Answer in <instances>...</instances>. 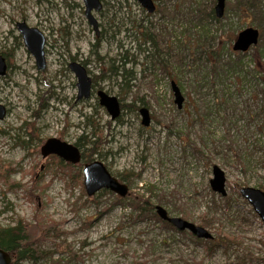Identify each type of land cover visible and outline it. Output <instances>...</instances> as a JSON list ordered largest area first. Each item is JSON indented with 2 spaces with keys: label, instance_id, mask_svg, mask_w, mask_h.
<instances>
[{
  "label": "rangeland",
  "instance_id": "374dc122",
  "mask_svg": "<svg viewBox=\"0 0 264 264\" xmlns=\"http://www.w3.org/2000/svg\"><path fill=\"white\" fill-rule=\"evenodd\" d=\"M235 1L226 0L220 24L202 35L193 30L183 3L176 11L170 7V18L162 20L158 13L148 17L135 0H105V11L96 15L103 25L96 46L84 0H0V55L9 57L7 75L0 77V104L7 110L0 121V226L24 221L34 238L42 235L41 223L45 228V259L23 264H264V224L239 194L244 186L264 192V83L254 69V49L240 70L227 66L235 57L236 36L248 27L264 32V19L227 6ZM258 3L264 13V0ZM140 21L171 34L165 69L138 38ZM18 22L46 37V70L37 69ZM260 44L264 57V38ZM208 54L209 61H218L215 71ZM71 58L99 77L97 89L126 105L116 121L95 96L77 101ZM172 82L185 99L182 109L174 102ZM142 107L150 111L149 127L141 124ZM87 117L103 132L95 157L113 176H124L133 197L208 230L210 252L190 233L182 235L142 207L129 206V194L121 198L125 205H117L120 196L109 190L89 197L79 184L84 164L61 173L56 159L42 158L48 139L95 140ZM214 166L225 173V196L211 189ZM224 235L235 241L221 242Z\"/></svg>",
  "mask_w": 264,
  "mask_h": 264
},
{
  "label": "water",
  "instance_id": "95a60500",
  "mask_svg": "<svg viewBox=\"0 0 264 264\" xmlns=\"http://www.w3.org/2000/svg\"><path fill=\"white\" fill-rule=\"evenodd\" d=\"M138 1L145 9L148 10V12H155L156 6L153 0ZM84 2L86 6L85 14L91 24L94 25L95 30L98 31L97 22L91 13L93 9L99 11L102 8V5L99 0H84ZM225 7L226 0H217L215 13L218 19H222L224 17ZM16 27L23 38L28 52L35 58L38 70L44 71L47 67L45 36L39 29L29 27L25 22H18ZM259 41V29L248 27L237 35L232 49L234 52L247 53L251 48L257 46ZM70 69L77 78L78 100H89L92 91L91 77L88 75L86 69L79 63H72L70 65ZM6 73V61L0 56V77L5 76ZM172 89L174 93V102L178 109H182L185 99L180 88L175 82H172ZM97 95L99 97L100 105L106 109L107 113L111 117V120L118 119L122 113L119 99L116 96L109 95L104 91H99ZM140 115L142 117V125L144 127H149L152 123V119L148 108H141ZM6 116V108L0 104V121L4 120ZM41 155L44 159L50 156H57L64 162L73 165L79 164L82 159V154L78 147L57 138H51L45 142L41 148ZM83 176L84 188L89 197L94 196L101 190H109L116 195H119L121 198H125L129 194L128 186L125 183H121L116 177H114L105 164L99 160L86 163L83 167ZM210 186L215 193L221 194L222 196L227 194L225 173L217 166L213 167V179L210 181ZM240 195L250 204L264 224V192L254 187H242L240 189ZM155 209L161 220L170 223L178 231H187L198 239H212V235L205 228L197 226L182 218L171 217L161 206H157ZM11 263L12 257L0 248V264Z\"/></svg>",
  "mask_w": 264,
  "mask_h": 264
},
{
  "label": "trees",
  "instance_id": "16d2710c",
  "mask_svg": "<svg viewBox=\"0 0 264 264\" xmlns=\"http://www.w3.org/2000/svg\"><path fill=\"white\" fill-rule=\"evenodd\" d=\"M158 2V11L162 18L161 19H169L170 15L168 13V10L170 7L173 6V10H177L178 7H180V4L183 3L185 6H187L188 12L186 15L191 18V21H193L194 29L197 33L200 34H207L208 27L212 23L220 24V19L217 18L215 14V5L216 0H213L209 5H204L202 2H198L197 0H157ZM235 4L228 3L227 6L231 7L234 10H237L243 15L251 14V13H260L263 16L264 19V13H262V8L260 7L258 0H236L234 2ZM152 28L146 27L142 21L138 23L136 26V34L138 35V38L141 40L142 45L146 46L147 44L150 45L153 54L149 55L151 58L157 62L158 66L162 69H165L170 61L171 58V34L167 31L156 33ZM235 36L230 38V42L233 41ZM264 38V32H261V40ZM100 41V40H98ZM259 42L258 46L252 48L254 49V69L255 71L260 75V79L264 83V57L263 53L261 52V49L263 45H261ZM192 45H195L192 43ZM143 53L148 52V48L144 47L142 50ZM209 53V52H208ZM219 52L215 51L212 52V55L215 57H218ZM2 55L6 58L7 61H9V57L6 55V53H2ZM233 55L235 56L232 58L228 63V70L230 72H235L236 70H240L242 68L243 62L242 58L246 54L242 53H235L233 52ZM125 58V57H124ZM127 58V57H126ZM125 58V59H126ZM148 59V57H147ZM208 61H209V54H208ZM210 62L211 69L216 70L218 68V61ZM216 67V69H214ZM119 68L115 67L113 64L110 67V71H115L117 74ZM124 71V66L122 67ZM125 72V71H124ZM99 79L98 76L94 77V82L97 83V80ZM121 108L122 111L126 108V105H124L121 102ZM139 110V109H138ZM87 123L92 127V133L91 137L95 140H92L87 135L81 136L75 145L82 151V162L80 164L90 163L94 160H98L96 155L99 154V150L101 148L102 138H103V132L99 131L98 126L94 125V122L90 121L87 117ZM96 127V128H95ZM30 135L35 136L34 133H30ZM99 141L98 143H96ZM22 145H26L27 142L21 143ZM57 160L58 169L61 173H65V171L71 172L73 169V166L78 165H72L70 163H66L61 159H58L56 157H53ZM77 176L80 178L81 174L80 172L77 173ZM74 178V176H73ZM119 181L124 183L126 182V179L124 176L118 177ZM79 184L83 187V182L79 180ZM131 195V193L129 194ZM131 202L129 203V206H131L134 209H139L140 207L143 208L146 212H149L153 219L159 220L164 226L167 228H170L172 230H175V228L165 222L162 221L156 214L155 206L151 204L150 199H145L144 197H131ZM117 205H125L126 201L117 198L116 199ZM186 218H189L187 215H185ZM204 226H207L208 224L202 222ZM39 231L42 233V235L37 236V238H34L35 234L33 233L32 229L29 228L28 224H26L24 221H18L15 225L12 226H6L2 227L0 226V247L5 250V252L9 253L12 256V263L11 264H23L27 261H40L42 259H45L46 254L41 251V242L43 239V235L45 234V228L44 226L40 225ZM187 232H180L182 235H186ZM188 234V233H187ZM193 237L194 242L197 245H203L207 252H210L213 248L214 242L212 241H205L202 239H198L196 237ZM219 240L227 241V242H233L235 239L232 236H226L224 235ZM220 242H217L215 245L218 246ZM218 244V245H217Z\"/></svg>",
  "mask_w": 264,
  "mask_h": 264
},
{
  "label": "flooded vegetation",
  "instance_id": "af4514ba",
  "mask_svg": "<svg viewBox=\"0 0 264 264\" xmlns=\"http://www.w3.org/2000/svg\"><path fill=\"white\" fill-rule=\"evenodd\" d=\"M100 1V3H101V5H102V8L99 10V11H97L96 9H93V11H92V16L94 17V19L96 20V22H97V26H98V31H96L95 30V28H94V25L93 24H91V22H90V20L87 18V16H86V14H85V12H84V14H85V17H86V20L88 21V24H89V26L92 28V30H93V32H94V34H95V38H96V43H97V45L96 46H98V45H100V43H101V40H102V38H103V33H101L102 32V27H103V25L102 24H100L99 23V21H98V19H97V17H96V15H99V14H103L102 12L103 11H105V9H106V2H105V0H99ZM139 5H140V7L146 12V14L148 15V17H150V16H152V15H154V14H156L157 13V11H158V2H157V0H153L154 1V3H155V6H156V10H155V12L154 13H150V12H148V10L147 9H145L141 4H140V2L138 1V0H135ZM216 2H217V0H216ZM84 6H85V2H84ZM85 11H86V6H85ZM159 14V13H158ZM216 14V13H215ZM147 17V18H148ZM163 20V19H162ZM139 23V22H138ZM138 23H137V25H138ZM21 35V34H20ZM22 37V36H21ZM46 38V37H45ZM23 39V38H22ZM98 40H100V41H98ZM46 42H47V39H46ZM47 44V43H46ZM45 48H46V46H45ZM46 53V52H45ZM1 57H3L4 59H5V61H6V64H7V72H8V68H9V63H8V61L6 60V58L1 54L0 55ZM47 62V61H46ZM74 62H76V63H79V64H81L85 69H86V71H87V73H88V75L91 77V79H92V91H91V97H90V99L89 100H91V99H93V97L95 96V98L98 100V103H99V97H98V92L99 91H103V90H101V89H97L98 87H97V83L96 82H94V77H92L91 76V74H90V72L88 71V69H87V67H86V64L85 63H81V62H78V60H76V58H71V61L69 62V64H68V69L71 71V69H70V65L72 64V63H74ZM37 67V66H36ZM47 68V67H46ZM38 69V68H37ZM46 70V69H45ZM72 72V71H71ZM73 73V72H72ZM74 74V73H73ZM6 75H7V73H6ZM5 75V76H6ZM5 76H3V77H5ZM76 77V76H75ZM77 79V78H76ZM97 82H98V80H97ZM76 86H77V83H76ZM78 89V88H77ZM97 89V90H96ZM96 91V92H95ZM172 91H173V89H172ZM84 100V99H83ZM77 101H82V100H78V95H77ZM85 101H88V100H85ZM99 105H100V103H99ZM122 107V106H121ZM7 111V110H6ZM6 118V117H5ZM2 121V120H1ZM27 125V124H26ZM69 143V142H68ZM45 144V143H44ZM43 144V145H44ZM70 144H72V143H70ZM43 145H42V147H43ZM73 145H75V144H73ZM76 146V145H75ZM41 147V148H42ZM77 147V146H76ZM79 149V148H78ZM80 150V149H79ZM80 152H81V154H82V151L80 150ZM50 157H55V156H50ZM43 158V157H42ZM49 158V157H48ZM57 158V157H56ZM44 159V158H43ZM45 159H47V158H45ZM82 160V159H81Z\"/></svg>",
  "mask_w": 264,
  "mask_h": 264
},
{
  "label": "bare ground",
  "instance_id": "6f19581e",
  "mask_svg": "<svg viewBox=\"0 0 264 264\" xmlns=\"http://www.w3.org/2000/svg\"><path fill=\"white\" fill-rule=\"evenodd\" d=\"M1 248V247H0ZM2 249V248H1ZM3 250V249H2ZM3 251H5V250H3ZM9 254V253H8ZM10 255V254H9ZM11 256V255H10ZM12 257V256H11Z\"/></svg>",
  "mask_w": 264,
  "mask_h": 264
}]
</instances>
